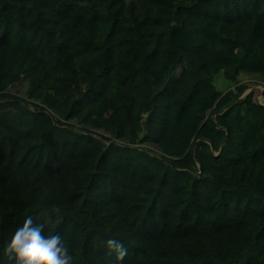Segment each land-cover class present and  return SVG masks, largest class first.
Listing matches in <instances>:
<instances>
[{"label":"trees","instance_id":"obj_1","mask_svg":"<svg viewBox=\"0 0 264 264\" xmlns=\"http://www.w3.org/2000/svg\"><path fill=\"white\" fill-rule=\"evenodd\" d=\"M253 84L264 0H0V264L27 216L70 264H264Z\"/></svg>","mask_w":264,"mask_h":264},{"label":"clouds","instance_id":"obj_2","mask_svg":"<svg viewBox=\"0 0 264 264\" xmlns=\"http://www.w3.org/2000/svg\"><path fill=\"white\" fill-rule=\"evenodd\" d=\"M108 244L123 255L118 241L109 240ZM2 251L13 264H70L71 260L61 235L44 234L43 224L35 223L31 216L15 228Z\"/></svg>","mask_w":264,"mask_h":264},{"label":"crops","instance_id":"obj_3","mask_svg":"<svg viewBox=\"0 0 264 264\" xmlns=\"http://www.w3.org/2000/svg\"><path fill=\"white\" fill-rule=\"evenodd\" d=\"M178 28L179 30L176 31ZM173 40H174L175 48L167 51L164 58V62L167 68H169L168 75L171 80L176 79L185 69L184 64L176 60L177 57L179 56L180 53H188L193 48V43H194L189 30L181 26H178L173 30ZM254 80L255 81L258 80V77L255 75L252 76L246 75L242 78V81H254ZM256 85L257 84H253L249 88H247V90L243 93L241 97L243 98L246 95V93L249 91V89L256 87Z\"/></svg>","mask_w":264,"mask_h":264},{"label":"rangeland","instance_id":"obj_4","mask_svg":"<svg viewBox=\"0 0 264 264\" xmlns=\"http://www.w3.org/2000/svg\"><path fill=\"white\" fill-rule=\"evenodd\" d=\"M178 30H179V28L176 31H178ZM104 33H105L104 30H101L100 31V33H99V40L102 39ZM172 34H173V32H172ZM175 36H176V33H175ZM253 89H255V97H254V99L257 100V102H259V103H263L264 99H263V97L261 95V92H260V90L262 89V86L260 84H257L256 87H254ZM50 113L53 116L56 117V115L53 112H50ZM94 130L97 133H99L101 135H104L106 137H109V138L113 137L110 129H106L104 127H100L98 129H94ZM143 145H145L146 147H149L150 149H153L154 151H156L158 153L160 152L159 149L156 146H154V145H148V144H143Z\"/></svg>","mask_w":264,"mask_h":264},{"label":"water","instance_id":"obj_5","mask_svg":"<svg viewBox=\"0 0 264 264\" xmlns=\"http://www.w3.org/2000/svg\"><path fill=\"white\" fill-rule=\"evenodd\" d=\"M239 98H240V97H239ZM238 100H239V99H237L234 103H232V105L235 104L236 102H238ZM198 173L201 174V170H200V168H199Z\"/></svg>","mask_w":264,"mask_h":264}]
</instances>
